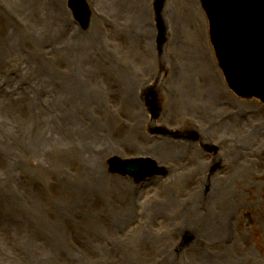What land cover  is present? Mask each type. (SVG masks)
Instances as JSON below:
<instances>
[{
    "label": "rangeland",
    "instance_id": "1",
    "mask_svg": "<svg viewBox=\"0 0 264 264\" xmlns=\"http://www.w3.org/2000/svg\"><path fill=\"white\" fill-rule=\"evenodd\" d=\"M89 2L84 29L68 0H0V264H264V134L253 133L264 105L226 86L200 0L165 3L162 47L156 0ZM209 65L219 89L205 80ZM48 74L73 82L61 99L71 119L51 109L42 141L7 147L39 129ZM155 125L174 133L151 134ZM161 151L174 160L159 161ZM112 156L151 157L168 175L138 186L109 174ZM234 159L245 160L239 171ZM194 191L204 199L191 210ZM214 192L228 197L223 208ZM209 213L230 220L216 241L203 230Z\"/></svg>",
    "mask_w": 264,
    "mask_h": 264
},
{
    "label": "water",
    "instance_id": "2",
    "mask_svg": "<svg viewBox=\"0 0 264 264\" xmlns=\"http://www.w3.org/2000/svg\"><path fill=\"white\" fill-rule=\"evenodd\" d=\"M165 0H158V10ZM210 20L211 39L231 89L243 97L264 101V0H202ZM79 21L88 25L85 0H72ZM111 170L141 180L162 173L143 159L110 161Z\"/></svg>",
    "mask_w": 264,
    "mask_h": 264
},
{
    "label": "bare ground",
    "instance_id": "3",
    "mask_svg": "<svg viewBox=\"0 0 264 264\" xmlns=\"http://www.w3.org/2000/svg\"><path fill=\"white\" fill-rule=\"evenodd\" d=\"M18 1L22 2L23 0H18ZM41 68H42V66H41ZM71 73H72V71H71ZM206 73H207V75H206L205 80L208 81V85L212 84L213 87H216L217 89H219L220 86H219L217 74L215 72L214 67L209 65L207 67V72ZM74 75H75V73H74ZM40 76H44V81L54 83V86H52V88H53L52 90H48L46 92L40 91L41 95H44L45 93H49L50 96L47 97V98L45 97V103L48 104V107L46 109H44L43 116L38 118L39 119V129L35 133L34 137H32L31 132L26 131L27 133H26V135L23 136V139L19 136V142H8L7 145H6V142H5L4 144L7 147L15 149V148H18L20 145L22 147H24L25 146L24 144L32 145L33 143L34 144L38 143V142L42 141L43 138L45 137L44 127H48L49 125H52L53 118L55 120L59 119L60 122H62L64 120H67V119H69V120L71 119L70 117L72 115L69 112H66L61 107V103H62L61 99L68 93L69 90L72 91L73 94H74L75 86H74V84H72L73 82L71 80L66 81V80H64L61 77L54 78L53 75H51V74H48L47 77L45 75H40ZM120 82H125V81H120ZM172 82L177 83V85H181V82H177L175 80H172ZM181 98H182V102H185V103L189 102V99L187 100V97L185 96V94H182ZM42 99H43V96H40V97L37 96L34 99V101H40ZM77 103H78V100L75 98V100L73 102V108H74L73 114H75L77 112V110L75 108V105ZM51 109H53V118L51 117ZM76 121H77V116L74 117V123ZM262 129L264 131V128H262ZM135 130L138 131L137 128H135ZM21 131L22 130H19V132H21ZM263 131H259V132L253 131V133L264 134ZM219 132H221V131L219 130ZM3 139L5 141V137H3ZM177 145L180 148H183V149L186 148L187 151L191 154V156L195 155V153L197 151V149H196V147L194 145L184 144V143H177ZM163 146L168 148L170 146V144L169 143H164ZM2 150H4V149H2ZM4 151L6 152V150H4ZM171 154L172 153H167V151L159 152V161L166 162V163H168L170 161H173L175 156L171 155ZM195 158H196V160H198L197 157H195ZM252 159L254 160V156L250 155V160H252ZM244 161L239 162L236 159L230 161V168L229 169L230 170L239 171L243 167ZM246 162L248 163V161H246ZM192 178L193 177H191V179ZM214 190H216V189H214ZM224 193L226 195L229 194L228 192H224ZM226 195L221 197V193L220 192H214L213 193L214 201H212L213 206H220V207L223 208L226 205L224 200L228 199V197ZM203 199H204V197L199 192H195L194 191L192 197L188 201L184 202V205L186 207L191 208V210L194 207L193 210H195L198 207V205H199V204H196V202L199 201V203H201L203 201ZM220 199H224V200H220ZM214 209H215V207H214ZM195 212L199 216H202V215H200L201 214V208H198ZM212 213L203 215L204 219L208 218L207 221L203 224V230L208 234V236H209L208 239L209 240H215L216 241V240H218L217 238H218L220 233L223 234V235L224 234L227 235L229 225H228V222H227V219H228L227 217L224 219L225 220V223H224L223 219H221L219 216H216L213 219V214ZM204 264H207V263H204Z\"/></svg>",
    "mask_w": 264,
    "mask_h": 264
}]
</instances>
